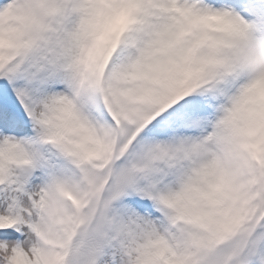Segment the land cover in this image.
Returning a JSON list of instances; mask_svg holds the SVG:
<instances>
[{
	"label": "snow or ice",
	"instance_id": "obj_1",
	"mask_svg": "<svg viewBox=\"0 0 264 264\" xmlns=\"http://www.w3.org/2000/svg\"><path fill=\"white\" fill-rule=\"evenodd\" d=\"M264 0H0V264H264Z\"/></svg>",
	"mask_w": 264,
	"mask_h": 264
},
{
	"label": "clouds",
	"instance_id": "obj_2",
	"mask_svg": "<svg viewBox=\"0 0 264 264\" xmlns=\"http://www.w3.org/2000/svg\"><path fill=\"white\" fill-rule=\"evenodd\" d=\"M228 55L237 73L252 77L264 74V37L235 39Z\"/></svg>",
	"mask_w": 264,
	"mask_h": 264
}]
</instances>
